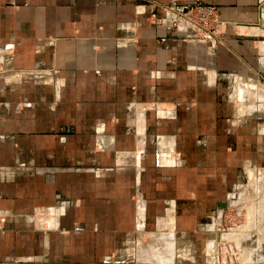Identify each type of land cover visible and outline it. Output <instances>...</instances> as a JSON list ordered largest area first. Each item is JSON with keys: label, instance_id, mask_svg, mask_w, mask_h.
I'll return each instance as SVG.
<instances>
[{"label": "crops", "instance_id": "crops-1", "mask_svg": "<svg viewBox=\"0 0 264 264\" xmlns=\"http://www.w3.org/2000/svg\"><path fill=\"white\" fill-rule=\"evenodd\" d=\"M192 2L222 45L160 8ZM260 2L0 0V264H138L157 227L188 248L264 169Z\"/></svg>", "mask_w": 264, "mask_h": 264}, {"label": "rangeland", "instance_id": "rangeland-1", "mask_svg": "<svg viewBox=\"0 0 264 264\" xmlns=\"http://www.w3.org/2000/svg\"><path fill=\"white\" fill-rule=\"evenodd\" d=\"M263 186L261 167L249 178L231 185L226 197L228 206L212 211L207 221L209 229L202 227L194 240L187 242L188 248H180L185 242L177 239L180 236L174 240L172 232L162 236L164 228L141 234L137 238L138 264H249L255 257L263 259L264 206L263 210L259 208L264 199Z\"/></svg>", "mask_w": 264, "mask_h": 264}, {"label": "built area", "instance_id": "built-area-1", "mask_svg": "<svg viewBox=\"0 0 264 264\" xmlns=\"http://www.w3.org/2000/svg\"><path fill=\"white\" fill-rule=\"evenodd\" d=\"M262 1L264 2V0H261L260 4L263 3ZM153 6L157 8L156 5ZM160 8L168 16L169 24L172 27H177L178 25L191 27L195 32V39L199 42L211 45L223 44V36L221 34L223 22L219 18L216 6L202 2H192L181 6H160ZM152 17L157 23L158 20L155 13H152ZM260 24L261 27H264V21ZM1 221L4 220L2 219Z\"/></svg>", "mask_w": 264, "mask_h": 264}, {"label": "bare ground", "instance_id": "bare-ground-1", "mask_svg": "<svg viewBox=\"0 0 264 264\" xmlns=\"http://www.w3.org/2000/svg\"><path fill=\"white\" fill-rule=\"evenodd\" d=\"M263 187H264V186H263ZM263 193H264V192H263ZM261 194H262V193H261ZM261 194H260V195H261ZM255 195H256V194H255ZM262 197H263V196H262ZM260 204H261V206H259V204H258V206H259V208L261 207L260 209H262V207L264 206V199L261 200V203H260ZM260 209H259V210H260ZM263 209H264V207H263ZM263 209H262V210H263ZM262 210H261V213H262ZM263 211H264V210H263ZM263 213H264V212H263ZM262 215H263V214H262ZM262 217H263V216H262ZM263 218H264V217H263ZM169 246H170V245H169ZM171 248H172V247H171ZM164 249H165V248H164ZM165 251H166V250H165ZM175 251H176V250H175ZM158 253H159V252H158ZM161 254H162V253H161ZM154 255H155V254H154ZM163 255H164V254H163ZM163 255H162V256H163ZM166 255H167V254H166ZM164 259H166V258H164ZM165 263H166V261H165ZM166 264H167V263H166Z\"/></svg>", "mask_w": 264, "mask_h": 264}, {"label": "water", "instance_id": "water-1", "mask_svg": "<svg viewBox=\"0 0 264 264\" xmlns=\"http://www.w3.org/2000/svg\"><path fill=\"white\" fill-rule=\"evenodd\" d=\"M221 206H222V208H223V207L225 208V207H226V204H222Z\"/></svg>", "mask_w": 264, "mask_h": 264}]
</instances>
